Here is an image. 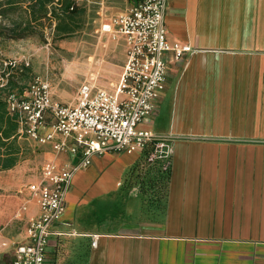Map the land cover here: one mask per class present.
I'll use <instances>...</instances> for the list:
<instances>
[{
    "label": "crops",
    "instance_id": "crops-1",
    "mask_svg": "<svg viewBox=\"0 0 264 264\" xmlns=\"http://www.w3.org/2000/svg\"><path fill=\"white\" fill-rule=\"evenodd\" d=\"M71 2L95 12V32L121 40L126 59L123 38L100 26L131 3ZM164 23L168 43L190 52L178 61L166 55L164 90L138 128L172 138L169 175L141 152L93 156L73 175L44 264H264V0H170ZM6 63L0 76L29 67ZM10 79L0 89L3 101L25 91ZM50 94L70 106L77 96L61 102L51 86ZM16 138V165L25 149L20 140L43 159L26 185L28 200H16L30 220L38 207L28 187L39 181L43 163L73 167L80 155L54 154L51 144L29 141L19 124ZM25 231L16 240L3 238L22 242Z\"/></svg>",
    "mask_w": 264,
    "mask_h": 264
},
{
    "label": "built area",
    "instance_id": "built-area-1",
    "mask_svg": "<svg viewBox=\"0 0 264 264\" xmlns=\"http://www.w3.org/2000/svg\"><path fill=\"white\" fill-rule=\"evenodd\" d=\"M128 10L100 26V32L125 41L126 59L113 93L83 83L74 105L53 101L48 82L33 79L23 94L8 93L6 110L15 116L25 137L40 146L51 144L54 154L80 155L77 166L46 161L40 179L28 187L38 215L26 225L22 242L0 236V264H44L52 228L62 218L66 194L76 170L90 166L92 157L106 153L141 152L145 162L160 172L170 169L171 137L157 136L138 126L154 111L165 87L166 55L176 61L190 52L188 46L170 45L164 16L170 0H124ZM25 61L24 66L28 67ZM17 69L15 61L5 64ZM9 74L0 76V89ZM24 210V209H23ZM93 236L92 246H95Z\"/></svg>",
    "mask_w": 264,
    "mask_h": 264
},
{
    "label": "rangeland",
    "instance_id": "rangeland-1",
    "mask_svg": "<svg viewBox=\"0 0 264 264\" xmlns=\"http://www.w3.org/2000/svg\"><path fill=\"white\" fill-rule=\"evenodd\" d=\"M82 7L59 25L43 21L25 39L0 40V66L3 62L22 65L29 61L22 73L8 70L12 88L27 90L33 79L40 77L49 83L54 97L64 103H73L85 82L108 91L114 89L124 63L125 46L121 40L113 41L95 32L99 24L95 12ZM8 18H0V24L8 25ZM153 125L157 129L158 118ZM20 143L25 146L20 162L11 170L0 171V235L13 240L23 236L29 220L24 204L17 208L16 200H28L26 185L43 161L33 144Z\"/></svg>",
    "mask_w": 264,
    "mask_h": 264
},
{
    "label": "trees",
    "instance_id": "trees-1",
    "mask_svg": "<svg viewBox=\"0 0 264 264\" xmlns=\"http://www.w3.org/2000/svg\"><path fill=\"white\" fill-rule=\"evenodd\" d=\"M72 5L71 0H0V18L14 14L8 18V25L0 24V40L32 36L43 21L59 25L76 12ZM17 130L18 120L7 113L0 90V171L13 168L18 161ZM169 171L161 174L168 176Z\"/></svg>",
    "mask_w": 264,
    "mask_h": 264
}]
</instances>
